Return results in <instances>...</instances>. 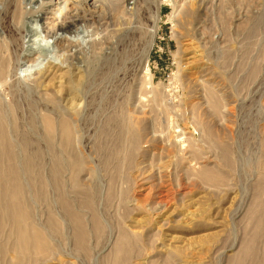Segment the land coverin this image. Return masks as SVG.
I'll use <instances>...</instances> for the list:
<instances>
[{"label":"rangeland","instance_id":"374dc122","mask_svg":"<svg viewBox=\"0 0 264 264\" xmlns=\"http://www.w3.org/2000/svg\"><path fill=\"white\" fill-rule=\"evenodd\" d=\"M47 1L0 0L10 70L1 96L20 133L32 140L31 152H42L49 182L48 202L33 201L35 222L46 227L52 211L62 225L53 237L55 254L42 264H116L123 232L134 248L120 264H264V0H95L89 7L78 0L41 28L55 46L31 54L27 44L38 34L28 36L26 17L43 26ZM29 3L40 7L28 10ZM125 3L142 31L118 40ZM78 36L87 43L78 44ZM39 58L50 65L32 78L20 76L19 60L34 65ZM71 81L79 89L75 115ZM54 93L56 105L48 99ZM45 115L72 117L74 150L63 151L59 136L49 147ZM130 123L144 129L132 164L126 159ZM75 152L86 162L78 181L91 188L90 205L73 189L69 169L60 181L84 217L88 253L77 247L52 180L55 155Z\"/></svg>","mask_w":264,"mask_h":264},{"label":"bare ground","instance_id":"6f19581e","mask_svg":"<svg viewBox=\"0 0 264 264\" xmlns=\"http://www.w3.org/2000/svg\"><path fill=\"white\" fill-rule=\"evenodd\" d=\"M29 1L32 3L33 0H29ZM75 1L77 2L78 0H48L47 2L50 5V8H49L50 10L47 13H44V20H46V21L43 23V26H41L38 23V19H35V20L31 19L32 18L31 16H30L31 18H29L28 16L26 17L27 22H26V20H25V22L28 23V27H27V34H29L28 36L32 37L34 34L35 35L38 34L36 36V39L33 40L31 44H27L26 51L28 53L32 54V52H34L35 49H38V50L41 49V51L45 50V49H47V50L51 49V47L54 44H52V42L48 41V39H46L43 36L42 33L44 30L42 31L41 28L46 29L47 25L49 23L51 24V21H53L55 18V16H51V15L57 14L56 17L59 19L61 16L65 15L67 12L72 11V9H73L72 5ZM84 1H86L87 4L92 2L91 3L92 5L96 2L95 0H84ZM31 3H29L30 7L27 8L28 10H32V9H36V8L40 7V6L36 7L35 5H32L33 3L32 4ZM77 3H79V2H77ZM77 3H74V6L77 5ZM41 4H43V3H41ZM80 6L81 5H79L80 9H81V7H85L83 5L81 7ZM128 6H129L128 4H126V3L124 4V7L122 9V13H120L121 14V16H120L121 23L119 25L120 27L115 30V34H116L118 40H123L126 38H135L136 35L142 31V28H139L136 24V19H135L136 18V11H135V9L133 7L129 8ZM88 7H89V4H88ZM87 11L92 12L91 10H88V9H87ZM86 13H84V14H86ZM24 15H25V13H23V16ZM96 15H95V17H96ZM71 16H72V14H71ZM92 16H93V14H92ZM57 18H55V19H57ZM160 18H161V10L158 8L157 12H156V17L154 20L153 31L151 33V35H152L151 37L153 39L157 33L156 28H157L158 22L160 21ZM92 19L94 20L95 18H92ZM23 21H24V19H23ZM83 21L85 22V20H83ZM83 21H81V22L83 23ZM74 22H76V21H74ZM55 23L58 24V22H55ZM82 23H79V24H82ZM63 27H64V25L62 26V28ZM69 29H71V28H69ZM61 32H63V31H61ZM64 33H66V32H64ZM74 33H75V31H74ZM2 36L5 38L4 33L0 29V91H1L2 85H3L2 82L4 81V79L7 78L8 73L10 71L9 70V61H8L7 56H6V51H7L6 45H5L4 40L2 39ZM61 36H62V34H61ZM65 37H66V35H65ZM54 38H56V37H54ZM51 39H53V38H51ZM60 39L61 38H59V40ZM63 40L65 41V39H63ZM72 40H73V38H72ZM77 40H76L77 43L80 40L84 44L87 43V41L85 39L80 38L79 36H78ZM152 42H150V44ZM58 43H60V42H58ZM64 43L65 42H63V44ZM74 43H75V41H74ZM60 44L62 45V43H60ZM149 47H150V45H149ZM59 49H60V46H59ZM39 54H41V53H39ZM41 55H43V53ZM52 56H47V57H49V59L54 60L57 63V58H54L55 56L54 57H52ZM57 56H59V55L57 54ZM37 58H38V56L35 58V60ZM49 59H47V58L42 59V60L40 59L39 63H36L37 65L36 64L27 65V62L25 60L24 61L19 60L18 61V65H19L18 71H19L20 76L22 75L24 77L25 74L26 75L28 74V77L32 78L37 72H41L46 67V65L48 66ZM61 61H63V59H61ZM55 62H54V64H55ZM59 64H61V63H59ZM12 72H13V70H12ZM8 79H9V77H8ZM8 79H7V81H8ZM21 81H22V79H21ZM71 85L73 87L71 90L73 91L74 94H72V92H71V100L70 101H72V103L69 106V108H70L69 111L73 112L72 115H75L77 113V108H78L77 95L76 94L78 93L79 89L76 87V85H74V83L72 84V81H71ZM27 86H29V85H27ZM48 99L50 102H52L56 105L57 101H58V96L54 93V94L48 95ZM140 99L144 100V98H141V97H140ZM7 102L1 96V92H0V264H42L44 260L50 259L51 256L53 254H55L57 248L53 243V237L55 235L57 236V235H60L62 233V225H61L60 221L56 218V216L52 213V211L50 212V214L48 216V221H47L46 227L45 226L44 227L39 226L35 222V210L33 207V201L35 199L38 202H46V203L48 202L47 188H48L49 182L45 176L44 167H43L42 161H41L42 152L40 150H36L35 152H31V147L33 146V142L27 136V134H21L20 133L19 129L17 128L16 123L11 119L12 111L10 110L9 106L7 105ZM12 105H13V103H12ZM42 121H43L44 129H45V139H46V142L51 149L55 148L56 138H57V136H59V138H60L59 145L63 151L74 150L76 128H75L74 121H73L72 117L68 118V117L60 115L58 119H54L53 117H51L49 115H45V116H43ZM125 131H126V135L128 137V143L130 142V144H131V148H130L129 152L126 154V159H127L128 163L132 164L134 157H135V154H136V151L139 148V143H140V140L142 138L144 129H143V126H140L139 123H130V125L126 126ZM30 133H32V132L30 131ZM39 138H40V136H39ZM72 154H74V155H71V157H68L67 159L60 156V155H55V160H54V164H53V168H52V177H53L52 180H53L54 184L56 185V187L58 188L59 193H60V195H59L60 205L62 206L64 212L67 214L71 223L73 224L77 247L79 250H81L85 253H88L89 248L87 246V243H88L87 239L89 237V232H88V229L86 227L84 217L81 214V212L78 211L72 205V203L68 200V198H67V196H66V194L62 188V183L60 181L61 172L65 168L69 169L70 174H71L73 189H75V190L77 189L78 190L77 192H79V193L83 192L87 197L85 205H90V201H88V194L90 193L91 188L80 187L79 186L80 183L78 181V176L83 171V168H84L86 162L84 161V158L82 157V155L77 154L76 152L72 153ZM49 163H50V161H49ZM49 163H48V165H49ZM208 174H209V172L207 170H203L201 172V175H203V176H208ZM208 178H209V176H208ZM209 179H211V178H209ZM146 196H148V195H146ZM161 201H163V200H161ZM165 201L166 200H164L163 203H165ZM258 220L259 221L257 224V226H258L257 233L259 234L261 232L260 224H261L262 217L259 216ZM95 221H96V225L101 228V224H100V221H99L97 216L95 217ZM66 224L68 225L67 222H66ZM132 240H133V237L131 234H129L127 232H123V238H122L121 242H119L116 246V251H117L116 252L117 257H116V262H115L116 264H120L121 257L123 259V257L127 256V254L133 250L132 248H134L133 247L134 242ZM250 247L251 246L249 245L248 247L245 248L246 253H249L252 251V249ZM233 263L238 264V263H240V260L234 261Z\"/></svg>","mask_w":264,"mask_h":264}]
</instances>
